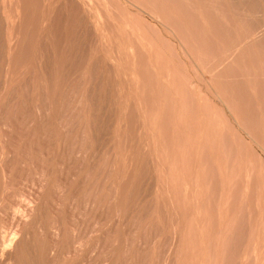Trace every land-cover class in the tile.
<instances>
[{
  "label": "rangeland",
  "instance_id": "1",
  "mask_svg": "<svg viewBox=\"0 0 264 264\" xmlns=\"http://www.w3.org/2000/svg\"><path fill=\"white\" fill-rule=\"evenodd\" d=\"M0 264H264V0H0Z\"/></svg>",
  "mask_w": 264,
  "mask_h": 264
},
{
  "label": "bare ground",
  "instance_id": "2",
  "mask_svg": "<svg viewBox=\"0 0 264 264\" xmlns=\"http://www.w3.org/2000/svg\"><path fill=\"white\" fill-rule=\"evenodd\" d=\"M262 24H263V23H262ZM257 34H258V32H257ZM257 34H256V35H257ZM99 35H100V34H99ZM249 36H250V35H249ZM249 36H248V37H246V38H249ZM254 36H255V34H254ZM253 39H254V38H253ZM245 41H246V40H245ZM11 242H12V241H11Z\"/></svg>",
  "mask_w": 264,
  "mask_h": 264
}]
</instances>
